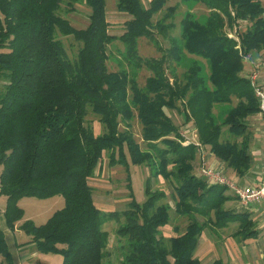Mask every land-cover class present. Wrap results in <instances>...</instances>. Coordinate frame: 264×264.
Listing matches in <instances>:
<instances>
[{"label":"trees","instance_id":"1","mask_svg":"<svg viewBox=\"0 0 264 264\" xmlns=\"http://www.w3.org/2000/svg\"><path fill=\"white\" fill-rule=\"evenodd\" d=\"M74 1L0 0V194L6 196L7 223L22 218L17 204L22 197L62 196L63 206L44 223L21 224L40 251L60 254L61 264H104L110 236L103 226L112 220L123 240L122 264H200L195 251L206 227L216 232L236 223L233 234L242 242L254 237L250 212L226 209L232 198L227 187L197 175L198 147L187 140L191 131H183L191 126L202 148L236 174L250 167L247 120L258 105L243 62L264 49V0H179L202 3L208 14L199 21L185 11L177 36L169 32L178 4L165 7L167 0L147 5L117 0L116 10L128 16L119 35L110 32L106 0H84L88 24L74 27L61 15ZM155 32L168 39V47L159 44ZM61 37L80 43L74 57ZM140 38L154 41L160 56H141ZM116 40L123 44L126 65L150 71L144 85L126 69H108L107 47ZM185 53L203 59L207 70L194 59L177 75L175 66ZM169 110L180 113L181 124ZM89 113L97 116L101 133L87 122ZM133 118L140 123L144 148L131 131ZM104 156L109 165L124 167L128 188L131 164L148 166L149 179L167 181L174 212L187 220L184 230L163 237L171 206L160 202L166 194L153 189L149 179L142 203L132 198L123 210L102 212L88 180ZM0 253L10 260L1 231Z\"/></svg>","mask_w":264,"mask_h":264},{"label":"rangeland","instance_id":"2","mask_svg":"<svg viewBox=\"0 0 264 264\" xmlns=\"http://www.w3.org/2000/svg\"><path fill=\"white\" fill-rule=\"evenodd\" d=\"M116 2L117 0H106V11H107V20L111 24L110 32L116 35H119L122 32V25L124 21L128 18L127 15L119 13L116 10ZM144 5H147L148 0H142ZM178 4L177 11L175 12L174 18L172 22L175 24V28L172 29L169 33L170 35L177 36L179 34V21L184 14L185 11L190 10L192 14L199 21H203L207 14L208 9L202 3L195 4H183L179 3V0H167L165 7ZM66 5L63 4V8ZM61 11V15L68 18L70 23L76 28H83L88 24V15L90 13L89 7L86 5L84 0H75L73 3L72 10L67 12ZM162 12L156 13L152 20L155 22L157 19L161 17ZM155 38L158 40L159 44L166 48L169 46L168 39L164 38L160 34L155 32ZM63 41L64 48L70 57H74L78 48L80 47V43L75 41L72 37H61ZM139 54L143 57H159L161 52L157 49L154 44V41H149L147 38H140L138 42ZM123 50V44L116 40L111 43L107 47L108 59H107V67L110 71H116L118 69H126L130 74H135L137 78V82L140 86L144 85L146 77L150 74L146 68L141 69H133L126 65L123 59L120 56V52ZM198 60L202 63L207 70L205 61L201 58L193 57L185 53L181 62H179L176 67L177 75H181L182 72L187 68L192 60ZM243 66H247V62H243ZM228 107V105L226 106ZM168 113L173 118L176 124L182 123V117L180 113L169 110ZM87 122L90 123L96 134H99L103 131V127L97 119V116L89 113L87 116ZM131 131L134 134V138L136 141L141 144V147L144 148V143L141 142L140 137V123L137 118H133L131 120ZM191 125V124H190ZM188 126H186L187 129ZM119 129H124V124L121 122L119 125ZM187 134V133H186ZM101 166L93 175L89 178L88 182L94 190V201L97 206L100 208L102 212H109L111 210H123L127 207L128 203L132 200V198L138 202L142 203L146 199L145 194V181L149 179L151 176L148 166L146 165H130V182L131 188L127 187V172L124 167L121 165H109L107 156H104L101 161ZM149 179L151 182V187L153 189H162L166 197L160 202L168 203L171 206L170 210V221L168 225L161 228V234L166 239L170 236L177 235L181 233L186 224L187 220L183 216H179L174 212V200L172 199V188L162 177L158 179ZM172 193V195H171ZM132 194L133 197H130ZM35 198H23L21 201V205L25 209L24 216L22 219H25V216L33 219L32 221L35 225L42 224L47 220L51 214H53L56 210L60 209L63 206V198L62 196H54L51 198H47L41 200L43 202L35 203ZM40 216V217H38ZM200 221L204 220L203 217H199ZM227 229H236L234 223L229 224ZM117 228V223L115 221L106 222L103 226V229L109 232V240L105 248L106 256L104 264H122L121 259V247L123 240L120 239L115 230ZM205 229H210L206 227ZM58 257L60 254L54 253ZM62 257V256H61Z\"/></svg>","mask_w":264,"mask_h":264},{"label":"crops","instance_id":"3","mask_svg":"<svg viewBox=\"0 0 264 264\" xmlns=\"http://www.w3.org/2000/svg\"><path fill=\"white\" fill-rule=\"evenodd\" d=\"M262 57H264V49L252 53L253 59L258 60ZM244 71H246L245 67ZM260 73L261 80L264 82V68L260 70ZM247 121L252 128L250 141L251 165L243 175L236 174L233 169L226 167L209 150L203 149L206 167L220 171L233 184L241 187L247 185L258 186L264 180V141L261 138L262 122L260 115L258 113L251 115ZM190 131L192 133L191 126L183 132H189L190 134ZM199 159L200 155L197 153V161ZM227 194L231 195L232 198L224 203V207L233 211L250 212V217L255 221L256 235L242 242L241 237L233 234L237 228L227 229L226 226L216 229V232H213L212 229H204L199 238L195 256L199 259L200 264H211L216 259H220L222 264H264V201L256 203L250 208H244L230 188H227ZM23 198L25 197L20 198L17 204L23 210L24 216L25 209L20 201ZM34 200H39L34 201L39 203L43 202L41 200L44 199L35 198ZM5 206L6 196L0 194V231L3 233L6 248L10 254V260H7L0 253V264H61V255L58 257L54 253L40 251L37 244L32 241L31 235L21 228V224L25 220H34L25 216V219L21 218L13 226H10L4 214ZM234 225L236 226V223Z\"/></svg>","mask_w":264,"mask_h":264},{"label":"built area","instance_id":"4","mask_svg":"<svg viewBox=\"0 0 264 264\" xmlns=\"http://www.w3.org/2000/svg\"><path fill=\"white\" fill-rule=\"evenodd\" d=\"M229 36L232 35L229 34ZM244 62H247L245 75L250 82L254 97L257 101L258 114L260 115L262 122L261 138L262 141H264V82H262L260 76V70L264 68V57L256 60L252 58L251 54H248L245 56ZM187 140H191L198 147L197 151L200 155V164L197 169L198 176L203 177L209 183L220 184L230 188L244 208H250L252 205L264 201V180H262L258 186L247 185L241 187L233 184L232 181L224 177L220 171L206 167L203 156V148L197 142L194 131H192V137L189 139L187 138Z\"/></svg>","mask_w":264,"mask_h":264}]
</instances>
